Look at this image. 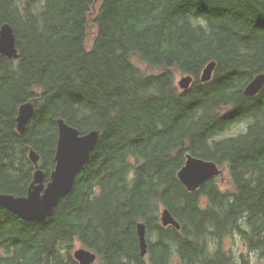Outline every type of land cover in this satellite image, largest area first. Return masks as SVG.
<instances>
[{
    "label": "trees",
    "instance_id": "obj_1",
    "mask_svg": "<svg viewBox=\"0 0 264 264\" xmlns=\"http://www.w3.org/2000/svg\"><path fill=\"white\" fill-rule=\"evenodd\" d=\"M6 22L20 57L0 53V192L27 194L31 149L50 181L58 118L100 137L52 216L26 221L0 205V262L79 264L76 240L94 264H237L229 236L264 251V84L244 93L264 73V0H0ZM179 75L193 77L188 89ZM187 153L227 168L233 188L212 177L188 191ZM165 207L180 229L161 224Z\"/></svg>",
    "mask_w": 264,
    "mask_h": 264
},
{
    "label": "water",
    "instance_id": "obj_2",
    "mask_svg": "<svg viewBox=\"0 0 264 264\" xmlns=\"http://www.w3.org/2000/svg\"><path fill=\"white\" fill-rule=\"evenodd\" d=\"M0 53L9 58L18 59L20 57L13 26L8 22L4 23L0 29ZM215 66L214 61L206 65L201 74V81L206 82L212 78ZM192 81L193 77L191 75H182L177 83L183 89H187ZM263 84L264 73H259L248 83L244 93L247 96L256 95ZM34 112L35 103L33 100L20 105L17 116V130L19 133L25 132ZM57 124L58 140L55 168L51 173L50 181L45 182V172L40 166V155L34 149H31L30 159L36 170L27 194L16 196L11 193L0 192V205L23 220L42 222L54 214L61 199L72 192L77 175L89 160L98 143L100 137L98 129L82 133L62 117L58 118ZM223 174V168L217 162L187 153L185 163L178 171V178L188 191L195 192L210 178L222 176ZM160 220L164 227L171 225L176 229L181 228L180 223L167 207L161 210ZM137 234L141 256L144 257L148 253L149 246L147 226L144 221L137 223ZM73 256L80 264H94L98 254L90 248L81 246L74 250ZM0 264L5 263L0 262Z\"/></svg>",
    "mask_w": 264,
    "mask_h": 264
},
{
    "label": "rangeland",
    "instance_id": "obj_3",
    "mask_svg": "<svg viewBox=\"0 0 264 264\" xmlns=\"http://www.w3.org/2000/svg\"><path fill=\"white\" fill-rule=\"evenodd\" d=\"M93 29H91L92 34L89 35L90 42H92V39L94 37L93 33H95V28ZM180 77L181 75H179L177 78L179 79ZM218 180L223 187L229 188V189L233 188V185L229 177V170H227V168H225L224 174L218 177ZM80 246H82L81 242L76 240L74 242V246L72 247V252H74V250ZM225 246L226 248L233 249L237 264H242L245 261L247 264H264V251L260 252V250H250L238 236L227 237L225 239ZM147 259H149V256H147ZM98 260L99 259L96 260L97 263H98Z\"/></svg>",
    "mask_w": 264,
    "mask_h": 264
},
{
    "label": "bare ground",
    "instance_id": "obj_4",
    "mask_svg": "<svg viewBox=\"0 0 264 264\" xmlns=\"http://www.w3.org/2000/svg\"><path fill=\"white\" fill-rule=\"evenodd\" d=\"M1 54H2V53H1ZM3 55H4V54H3ZM10 59H16V58H10ZM178 85H179V84H178ZM247 85H248V83H247ZM247 85H246V86H247ZM179 87H180V85H179ZM180 88H181L182 90H186V89H183L182 87H180ZM245 88H246V87H245ZM187 89H188V88H187ZM244 90H245V89H244ZM258 93H259V92H258ZM258 93H257V94H258ZM257 94H256V95H257ZM245 95H246V94H245ZM253 96H255V95H253ZM44 172H45V171H44ZM223 172H224V168H223ZM51 173H52V172H51ZM79 173H80V172H79ZM78 175H79V174H78ZM78 175H77V176H78ZM76 179H77V177H76ZM76 179H75V181H76ZM46 183H47V182H46ZM67 196H68V195H67ZM64 197H66V196H64ZM64 197H63V198H64ZM148 247H149V246H148ZM145 256H146V255H145ZM97 258H98V257H97ZM97 258H96V260H97ZM96 260L94 261V263L96 262ZM79 264H80V263H79Z\"/></svg>",
    "mask_w": 264,
    "mask_h": 264
}]
</instances>
